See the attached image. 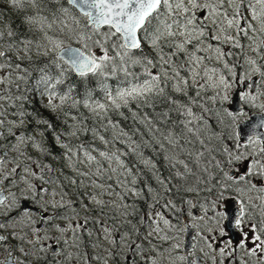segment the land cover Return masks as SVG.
<instances>
[{"label":"snow or ice","instance_id":"6c2138e0","mask_svg":"<svg viewBox=\"0 0 264 264\" xmlns=\"http://www.w3.org/2000/svg\"><path fill=\"white\" fill-rule=\"evenodd\" d=\"M0 264H264V0H0Z\"/></svg>","mask_w":264,"mask_h":264}]
</instances>
